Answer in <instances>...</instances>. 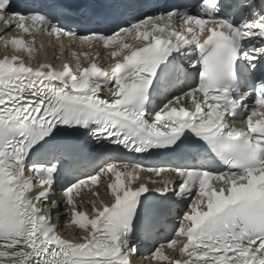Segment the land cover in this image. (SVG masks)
Returning a JSON list of instances; mask_svg holds the SVG:
<instances>
[{"label":"snow or ice","instance_id":"obj_1","mask_svg":"<svg viewBox=\"0 0 264 264\" xmlns=\"http://www.w3.org/2000/svg\"><path fill=\"white\" fill-rule=\"evenodd\" d=\"M0 23V264H264V0H0Z\"/></svg>","mask_w":264,"mask_h":264}]
</instances>
